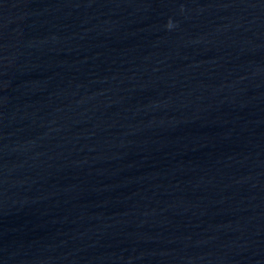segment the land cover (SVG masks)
<instances>
[{
  "label": "clouds",
  "instance_id": "clouds-1",
  "mask_svg": "<svg viewBox=\"0 0 264 264\" xmlns=\"http://www.w3.org/2000/svg\"><path fill=\"white\" fill-rule=\"evenodd\" d=\"M169 27H171V25L169 24Z\"/></svg>",
  "mask_w": 264,
  "mask_h": 264
}]
</instances>
